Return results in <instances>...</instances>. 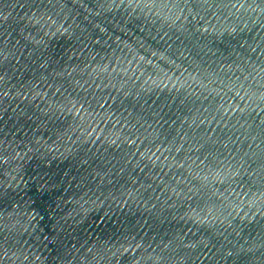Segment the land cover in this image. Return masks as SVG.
Listing matches in <instances>:
<instances>
[{
  "label": "water",
  "instance_id": "95a60500",
  "mask_svg": "<svg viewBox=\"0 0 264 264\" xmlns=\"http://www.w3.org/2000/svg\"><path fill=\"white\" fill-rule=\"evenodd\" d=\"M0 135L38 264H264V0H0Z\"/></svg>",
  "mask_w": 264,
  "mask_h": 264
}]
</instances>
